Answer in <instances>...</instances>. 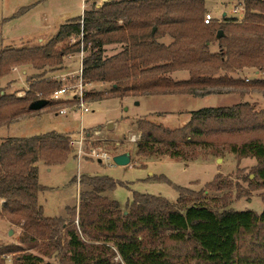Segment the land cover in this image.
I'll return each mask as SVG.
<instances>
[{
    "label": "trees",
    "instance_id": "obj_1",
    "mask_svg": "<svg viewBox=\"0 0 264 264\" xmlns=\"http://www.w3.org/2000/svg\"><path fill=\"white\" fill-rule=\"evenodd\" d=\"M205 1H105L101 7L84 11L61 25L46 45L0 50V78L13 66L40 70L59 65L64 56L82 49L90 52L82 62V80L109 85L108 90L95 94L94 102L172 95L264 96V77H239L248 69L264 75V0H244L239 22L224 18L221 23L210 24L203 23ZM28 9H20L13 17ZM218 31L223 32L219 39ZM80 34L81 41L67 44ZM166 37L170 39L168 44L160 42ZM214 42L218 51L211 53L209 45ZM108 45L122 48L105 57L102 47ZM177 71L188 72L189 79L172 80L169 75ZM57 88L55 82L33 80L23 98L1 95L0 127L36 113L29 110V105L47 99L45 95ZM90 96L86 93L84 98ZM57 104L48 102L47 106ZM137 130V155L180 160L186 158L181 146L210 145L203 140L207 132L230 136V140L247 136L248 140L237 139L238 144L228 140L226 149L240 159H256L260 167L255 176L260 184L251 186L264 187V141L249 138L252 133L264 132V109L256 111L248 102L207 107L192 111L181 128L171 130L138 120ZM69 143L70 135L55 132L8 138L0 143V218L20 228L21 245L40 242L38 246H42L47 241L44 248L57 251L64 236L70 264H264V237L258 230L264 227V210L260 214L232 209L219 212L206 204L202 190L174 186L178 194L175 203L133 192L122 211L116 201L102 196L122 183L107 176H92L83 182L91 190L81 194L77 208L68 209L71 222L45 217L38 204L44 187L38 182L36 164L62 165L69 156ZM205 186L215 191L230 187L224 185L220 175ZM237 195L243 196L240 192ZM166 242L190 245L188 259L180 260V256L165 250ZM11 255L13 264H50L40 255L11 245L0 248V264H6Z\"/></svg>",
    "mask_w": 264,
    "mask_h": 264
},
{
    "label": "rangeland",
    "instance_id": "obj_2",
    "mask_svg": "<svg viewBox=\"0 0 264 264\" xmlns=\"http://www.w3.org/2000/svg\"><path fill=\"white\" fill-rule=\"evenodd\" d=\"M24 1L0 0V19L12 13L18 5L26 2ZM238 1L207 0L205 14H212L215 18L213 23L223 22L224 18H221L223 12H226L230 16H226L225 18L235 19L239 22L235 17L236 13L232 12ZM103 2L105 0L93 4L90 3L85 8V11H89L93 7L99 8ZM53 7L54 2L46 10L48 12L57 11L61 15L66 14L68 17L75 18L80 15L82 4L76 0H58L55 8ZM36 21L40 24V18H37V15L30 14L11 24L9 30L25 35L30 33L29 31H33ZM2 22L3 20H1L0 24ZM49 31L44 33H52V30ZM77 39V37H72L68 40L67 44L71 45ZM50 40L49 38L39 44L46 45ZM39 44H10L5 46L0 44V50L33 48L40 46ZM60 47L59 45L58 48ZM121 48V45L104 46L102 47L103 56H112L118 53ZM89 54V51H84L82 58L84 59ZM15 68L18 70L20 68H29V66H13L7 76L0 78V96L6 94L14 95L16 98H23L29 90V84L33 80L55 82L58 88L63 85L71 86L76 84L80 68V53L67 54L62 58L59 65L52 67L47 66L40 70L33 68L31 70L30 67L28 75L25 78L20 74L19 70L15 72ZM239 77L254 79L263 78L264 75L254 73L253 70L248 69L244 70ZM108 88L109 85L96 83L89 84L86 87V92L91 96L89 99L84 100L90 111L84 113L82 116L78 110L74 109L69 110L66 115L58 114L57 111L60 108L70 105L56 102L58 103L57 105H49L39 112L21 117L16 121L18 122L17 124L8 129L5 127H9L10 125L3 126V129H0V142L8 138H28L48 132L70 135L71 144L69 143L68 159L62 165L54 166L48 172H45L44 169L40 170L39 183L44 186L57 188L45 196L47 206H50L51 211L56 210L57 207H61L58 209L61 211L67 207L69 210L77 208L81 194L91 190V187L83 184V182L92 176H107L117 183H122V186L117 185L109 192L111 198L121 206L122 211L126 210L125 206L131 201L133 192L159 196L169 202L175 203L178 194L174 186L187 188L195 192L202 190L206 204L219 212L232 209L234 211L250 210L256 214H260L264 210V187L252 189L253 187L251 186V183L253 185L260 184L255 176L260 164L254 158L240 159L226 149L228 140L232 142H237V139L248 140L247 136H240L230 140V136L215 134L213 131L207 132L203 140L209 142L210 145L206 147L181 146V151L186 155V158L182 160L170 159L167 156L142 157L136 153V146L140 139V132L137 130L138 120H147L155 124L159 120L156 117L148 118L147 116H141L147 114V110L150 112L155 110L183 111V109L197 111L207 107H227L241 102H248L254 106L256 111H260L264 109V96L258 93H251L243 99L236 98L237 96H211L204 100L192 97H150L151 99H144L140 104H136V102L139 103V98H134V101L127 97L94 102L96 99L94 97L95 94L106 91ZM51 94L47 93L45 95L46 100H48ZM190 113L188 111L172 113L166 119L159 120V124L157 125L161 124V126L174 130L183 126L184 121L187 123L190 120ZM180 114H186V116ZM108 125H110L109 128ZM95 131L99 132V134L94 135ZM82 137L86 139L84 155L78 161L77 151L72 142H77ZM256 137L264 141V132H256L249 135V138ZM92 148L101 149L111 157L128 153L131 161L126 166H117L111 160L98 162L88 155L89 150ZM217 175L221 176L224 185H230L231 188L229 187L222 191L207 188L205 185L212 182ZM71 180L72 183L70 182ZM238 192L242 193L243 196L238 198ZM102 196L111 199L108 193L107 195L102 194ZM68 209L64 216L59 217L67 224L73 218L72 215L68 214ZM49 214V216H52V212H49ZM76 222L77 219L75 220V224ZM258 230L261 236L264 237V227L261 226ZM20 235L21 230L19 227L11 225L5 219L0 218V248L4 245L19 246L33 254L40 255L45 262L50 264H70L68 262V254L65 247L66 239L64 236H61L60 239L61 247L55 251L44 248V245L49 243L47 241H44L42 246H38L40 242L37 244L28 242L27 245H21ZM108 245L112 248V244ZM164 245L165 250L170 251L175 256H180V260L185 259V257L188 259L190 245H179L172 242H166ZM44 252H47V255H44ZM113 261L116 263L118 258H114ZM12 262V255L8 256L6 264H13Z\"/></svg>",
    "mask_w": 264,
    "mask_h": 264
},
{
    "label": "crops",
    "instance_id": "obj_3",
    "mask_svg": "<svg viewBox=\"0 0 264 264\" xmlns=\"http://www.w3.org/2000/svg\"><path fill=\"white\" fill-rule=\"evenodd\" d=\"M25 1H24L25 3H22V5H18L17 8L14 9L12 11V13H10L11 15L9 14V15H7V16H5V17L0 19V22H1V20H6L5 23H1L0 24V44L2 46L10 45V44L11 45L12 44H14V45H18V44L37 45L39 43H42V42L46 41L49 38L52 39V37H54L57 34L58 29H59V27L61 25H63L64 23H66L69 20H72V19L80 17L83 14L82 12L85 11V8L90 3L93 4V3H97V2L103 1V0H76L77 2L80 1V3L82 4V8H81V11H80V15H78L75 18L68 17V15H66V14L61 15V14L57 13V11L48 12L46 10L47 8H49V6H50V4L52 2H54V7L53 8H55V5L58 3V0H25ZM105 1H107V0H105ZM206 2H207V0L205 1V8H206ZM243 3H244V0H239L238 4L236 5L237 7L236 6H235L236 8L234 7V9H236V12H234V9L232 10V12L236 13L235 17L239 21L243 18V14H244L243 13ZM26 7H28L29 9L23 15H21L19 17H16V18L13 17L14 14H16L20 9L26 8ZM30 14L31 15H37V18H40V24L37 23V21H36V23L34 24V27H33V31H29L30 33L23 35V34L14 33V32L9 30V26L11 24L17 22L21 18H24V17H26V16H28ZM223 14H225V16H223ZM226 16L230 17V16L227 15L226 12H223L221 14V18L222 19L225 18ZM49 30H52V33H49V34L48 33L47 34L44 33V32H50ZM31 34H33V36L30 37ZM160 42H162L164 44H168L170 42V39L166 37V38L162 39ZM39 45L43 46L41 44H39ZM209 51L211 53H216L218 51V45H217L216 42H214V43L209 45ZM30 67L31 66H29V68H20V69H18L20 74H22L24 76V78L26 77V75H28V72H29L28 70H30ZM14 70H15V72H18L17 68H15ZM31 70H32V67H31ZM169 77L172 80H174V81H185V80L189 79V74L186 71H177V72H174V73L170 74ZM211 96H237L236 98H240L237 94H220V95H210V96H205V97H193V96H188V95H172V96H153L151 98H157V97H160V98H164V97H166V98H168V97H170V98H172V97L190 98V97H192L194 99L204 100V99L209 98ZM147 98L151 99L150 97L139 98L138 99V101H139L138 104H140V102L142 100L147 99ZM130 99L135 101L134 98L130 97ZM231 106H233V105H231ZM227 107H229V106H227ZM183 111L192 112V111L185 110V109H183ZM183 111H178V110L177 111L155 110V111H151L150 112L149 110H147L146 112H148V113L144 114V115H141V116H147L148 118L156 117L159 120H164L167 117L171 116L172 113H181ZM180 115L186 116V114H180ZM159 120H157L158 123H156V124H159ZM17 123L18 122H15V123L11 124L9 127H5V128L8 129L11 126H13V125H15ZM185 124H186V122L184 121V125ZM183 126H180L178 128H181ZM164 128H166V127H164ZM0 129H3V128L0 127ZM167 129H169V128H167ZM175 129H177V128H175ZM130 161H131V158H130ZM36 167H37V170H38V173H37L38 182H39L40 170L41 169H44L45 172H48L52 168H54V166L45 165L42 161L38 162L36 164ZM70 182L72 183V180ZM40 185L42 187H44V190L42 192H40L39 195H38V204L42 207L44 216H46L48 218H59V217L64 216V214L66 213V210L68 209V207L65 210L63 209V211L58 210L61 207H59V208L57 207L56 210L51 211L50 210V206L49 207L47 206V202H46V199H45V196L48 193H50V191H54L57 188L56 187L44 186L42 184H40ZM107 193H108V196L111 198L109 192H105L103 194L107 195ZM110 200H113V199L111 198ZM120 208H121V206H120ZM48 210H50V211H48ZM57 211H58V213H57ZM49 212H52V214H51L52 216H49L50 215ZM53 214H58V215H53Z\"/></svg>",
    "mask_w": 264,
    "mask_h": 264
},
{
    "label": "built area",
    "instance_id": "obj_4",
    "mask_svg": "<svg viewBox=\"0 0 264 264\" xmlns=\"http://www.w3.org/2000/svg\"><path fill=\"white\" fill-rule=\"evenodd\" d=\"M234 12H236V9H234ZM214 20L215 18L210 13H206L204 15L203 23L210 24ZM82 22L83 21H80V24H82ZM77 38H78L77 39L78 41H81L82 34H80V36ZM79 53H80V68L78 70L76 84L71 85V86L63 85L57 88L54 92H52V94L48 98V100L52 102H62V103H67L68 105H70V106H65L63 108H60L57 111V113L60 115H66L71 109L78 110L81 116L84 113H88L90 111V108L86 105V101L84 100L85 94L87 93L86 87L89 85V84H86L82 80V62L84 60L82 58V55H84V51L81 49ZM98 134L99 132L97 131L94 132V135H98ZM87 135L89 136V134ZM85 142H86V139L83 137L80 138V140H78L77 142L76 141L72 142V145H75V149L77 151L78 161H80L82 159V155H84ZM70 144H71V141H70ZM88 155L91 158L97 160L98 162L105 161V160L112 161V157L108 155L107 153L103 152L101 149L92 148L89 150ZM78 183H79V180H78Z\"/></svg>",
    "mask_w": 264,
    "mask_h": 264
},
{
    "label": "water",
    "instance_id": "obj_5",
    "mask_svg": "<svg viewBox=\"0 0 264 264\" xmlns=\"http://www.w3.org/2000/svg\"><path fill=\"white\" fill-rule=\"evenodd\" d=\"M223 16H225V14H223ZM154 31H155V29H153V32ZM222 35H223V32L218 31V33L216 34V38L219 39ZM48 102L49 101L46 99H39V100L32 102L28 108L30 111L38 112V111L42 110L43 108H45L48 105ZM136 104H138V102H136ZM109 127H110V125H108V128ZM112 162H113V164H115L117 166H126L130 163V156L128 153L116 155V156L112 157Z\"/></svg>",
    "mask_w": 264,
    "mask_h": 264
}]
</instances>
